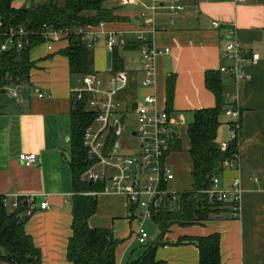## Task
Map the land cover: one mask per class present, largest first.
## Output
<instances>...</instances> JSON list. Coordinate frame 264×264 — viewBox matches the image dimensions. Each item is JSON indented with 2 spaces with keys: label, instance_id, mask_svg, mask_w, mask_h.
Wrapping results in <instances>:
<instances>
[{
  "label": "crops",
  "instance_id": "1",
  "mask_svg": "<svg viewBox=\"0 0 264 264\" xmlns=\"http://www.w3.org/2000/svg\"><path fill=\"white\" fill-rule=\"evenodd\" d=\"M42 1L11 0V6L20 9ZM180 3L183 9L173 15L168 10V0H131L126 4L115 0L107 4L113 9L115 20L104 22L102 29L92 26L96 44L91 48L90 74L112 73V52L107 50L106 34L100 30L120 35L126 42L115 47L120 71L127 75V88L135 89L137 99L151 94L156 108L166 112L167 82L173 79L168 118L171 126L177 128L185 116L189 115L191 121L194 110L215 107V96L205 87V74H219L224 109L219 116L217 142L229 140L231 118L224 114L225 110L238 112L241 127L239 216L231 218L228 205L223 204L206 222L173 225L161 241L157 230L155 238L148 234L146 241L139 243L125 197L98 193L93 195L97 200L96 212L88 219V226L111 229L120 240L115 264L140 260L145 244L158 240L161 242L155 251L158 264H198L196 239L214 233L219 235L220 264H264V0L243 3L180 0ZM215 21L219 23L217 28L212 27ZM229 41H237L241 46L242 60L237 69L240 78L219 71L220 67L233 66L222 57ZM67 46L66 42L58 43L53 51H47L43 45L34 47L29 53L34 62L29 84L12 86L0 93V196L5 198L9 212L16 209L11 205L14 202L27 206L20 216L25 219V231L41 252L42 264H71L66 258L67 243L72 236L74 195L69 136L72 90L81 87V76L69 72L68 59L61 53ZM150 49L158 53L152 82L144 87L142 53ZM133 51L139 54V65L131 70L126 68L123 54ZM253 53L259 55L255 63L250 61ZM20 153H34L35 163L29 167L22 165L18 160ZM232 174L224 175L225 184ZM167 189L183 191L172 190L170 182ZM44 201L47 209L41 210L39 206ZM27 210L31 216H25ZM147 221L153 223L152 219ZM4 255L0 248V264H10L2 260Z\"/></svg>",
  "mask_w": 264,
  "mask_h": 264
},
{
  "label": "trees",
  "instance_id": "2",
  "mask_svg": "<svg viewBox=\"0 0 264 264\" xmlns=\"http://www.w3.org/2000/svg\"><path fill=\"white\" fill-rule=\"evenodd\" d=\"M113 1L115 0H43L28 7L14 9L11 0H0V21L5 28L22 26L28 31H39L45 26L70 29L96 26L100 22L115 20L113 9L107 7ZM38 45H42V40L38 36H32L30 45L26 48L0 52V93L12 86L29 84L30 71L34 68L29 53ZM61 53L68 59L71 75L93 73L92 50L81 38H71L70 44ZM111 57L112 73L119 72L121 62L115 48ZM205 87L214 94L216 105L209 109L194 110L192 119L185 128L188 138L186 152L191 164L190 188L177 192L174 200L169 196L152 211L151 219L158 230L160 241L173 225L201 224L210 220L223 205L208 201L200 191L207 188L209 176L219 173L221 163L237 151V146L235 142H230L228 148L222 151L216 140L220 126L219 116L224 109L219 74L207 72ZM166 91L168 115L173 93L172 78L168 79ZM88 98L89 95L84 94L81 100L72 102L69 166L74 195L71 204L72 236L67 243L66 258L71 264H115V250L120 240L114 237L111 229L88 226V219L96 212L97 204L96 196L90 193L100 191L102 187L80 180L81 174L87 168L83 132L93 118L87 110ZM180 150L176 134L170 140L165 159L171 152ZM162 187L167 188V184ZM4 200L0 196V248L5 254L2 260L10 264H42L41 252L25 231V219L20 216L27 206L20 202L13 212H9ZM160 241L146 243L142 258L130 264H158L155 251ZM196 243L199 252L198 264H220L217 233L199 237Z\"/></svg>",
  "mask_w": 264,
  "mask_h": 264
},
{
  "label": "built area",
  "instance_id": "3",
  "mask_svg": "<svg viewBox=\"0 0 264 264\" xmlns=\"http://www.w3.org/2000/svg\"><path fill=\"white\" fill-rule=\"evenodd\" d=\"M245 0H235L243 3ZM129 3L131 0H121ZM183 9L180 0H168V10L173 15ZM154 6L150 7L153 13ZM146 16V13H142ZM102 29L104 22L96 25ZM218 22H212V27L217 28ZM106 34V48L112 52L117 46H124L125 39L115 32L100 30ZM95 31L92 26L70 29L67 27L45 26L39 31H28L22 26L5 28L0 21V52L9 50L20 51L30 45L32 36H38L47 51H53L54 45L66 42L70 44L71 38H81L87 47L92 48L96 44ZM140 41L144 39L139 37ZM167 51V50H166ZM158 52L153 49L142 53L143 80L142 86L151 84L154 75V59ZM222 57L233 63L231 67H220V72L232 73L235 78L242 77L237 74L238 63L242 60L240 43L229 41L223 50ZM259 55L253 53L250 61L255 63ZM80 88L72 90L73 101H79L84 94H88L87 110L93 118L83 132V147L85 149V164L87 168L81 174L80 180L88 184L101 185L100 191L91 192L110 193L125 197L129 206L130 220L134 225L136 239L144 243L148 233L144 223L152 218V211L164 203L170 196L174 200L177 192L163 188L174 179V173L166 162L165 154L169 149L172 138V128L165 111L156 108L155 97L151 94L141 96L130 102V108L137 114L138 125L131 133L137 139V155L124 154L120 148L118 137L124 129L123 116L120 103L115 99L116 94L127 87L128 78L124 72L111 73L107 83L112 86L110 91L103 87V80L96 74H86L80 77ZM120 85V86H119ZM16 95L15 92H10ZM42 95L39 94V97ZM135 103L136 107L131 106ZM224 114L231 118L229 124V140L220 142L219 148L225 151L230 142H235L237 151L220 165L218 174L209 176L207 188L200 191L208 201L219 204H227L231 218L236 219L240 213L241 186L239 170V136L240 122L237 111L225 110ZM19 162L26 166H32L36 161L34 153H20ZM230 175L227 183H224V175ZM4 205H7L4 200ZM13 208L19 206V202L11 204ZM39 208L47 209V203L41 202ZM30 210L25 211V216H31Z\"/></svg>",
  "mask_w": 264,
  "mask_h": 264
},
{
  "label": "rangeland",
  "instance_id": "4",
  "mask_svg": "<svg viewBox=\"0 0 264 264\" xmlns=\"http://www.w3.org/2000/svg\"><path fill=\"white\" fill-rule=\"evenodd\" d=\"M63 0H60L62 2ZM121 52V51H120ZM126 59V68L133 69L139 65L138 58L139 54L136 51L132 53L123 54ZM109 73L100 72L99 77L103 80V87L105 90L110 91L112 86L107 83L109 78ZM115 99L120 103V110L123 116L124 129L122 134L118 137L120 148L123 149L124 154H136L138 142L137 139L131 135L133 130L136 129L138 125L137 114L135 110L130 108V102L137 99L135 94V89L125 88L124 90L119 91ZM184 122H179L178 125V140L181 146V150L178 152H171L167 162L175 174V178L170 182V187L172 190H186L190 188V177L189 172L191 169L190 159L186 152L188 147V138L185 134V127L190 121V116L187 115L184 117ZM229 136V135H228ZM173 143V142H172ZM145 228L150 236V238H155L157 236V229L154 224L150 221L145 222Z\"/></svg>",
  "mask_w": 264,
  "mask_h": 264
},
{
  "label": "water",
  "instance_id": "5",
  "mask_svg": "<svg viewBox=\"0 0 264 264\" xmlns=\"http://www.w3.org/2000/svg\"><path fill=\"white\" fill-rule=\"evenodd\" d=\"M119 86H120V85H119ZM131 107H132L133 109H135L136 104L133 103ZM171 128H172V136L174 137L178 128H177L176 126H171Z\"/></svg>",
  "mask_w": 264,
  "mask_h": 264
}]
</instances>
